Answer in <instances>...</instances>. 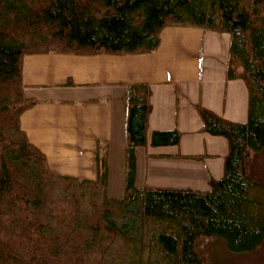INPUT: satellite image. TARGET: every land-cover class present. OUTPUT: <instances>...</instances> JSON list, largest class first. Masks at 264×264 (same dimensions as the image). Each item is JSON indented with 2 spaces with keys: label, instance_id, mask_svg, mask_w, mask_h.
<instances>
[{
  "label": "trees",
  "instance_id": "1",
  "mask_svg": "<svg viewBox=\"0 0 264 264\" xmlns=\"http://www.w3.org/2000/svg\"><path fill=\"white\" fill-rule=\"evenodd\" d=\"M174 25L228 33L226 79L247 87L245 122L195 104L200 131L227 140L222 177L204 191L136 184L150 111L142 83L127 87L121 195L109 194L105 142L96 143L95 179L52 172L20 127L39 103L25 93L23 56L151 52ZM180 136L154 130L150 144ZM263 152L264 0H0V264H212L197 251L203 237L253 251L264 241V183L254 171Z\"/></svg>",
  "mask_w": 264,
  "mask_h": 264
},
{
  "label": "crops",
  "instance_id": "2",
  "mask_svg": "<svg viewBox=\"0 0 264 264\" xmlns=\"http://www.w3.org/2000/svg\"><path fill=\"white\" fill-rule=\"evenodd\" d=\"M229 43L225 32L174 25L164 27L157 48L146 53L26 54L24 90L39 103L21 114L20 127L61 175L95 179L96 143H107L110 194L113 153L116 146L120 156L125 149L127 87L148 84V144L135 150L136 184L208 190L209 180L223 175L228 144L200 131L195 104L235 122L248 115L245 83L226 79ZM166 129L180 132L179 143L152 146V131ZM118 166L116 196L124 191V158Z\"/></svg>",
  "mask_w": 264,
  "mask_h": 264
},
{
  "label": "rangeland",
  "instance_id": "3",
  "mask_svg": "<svg viewBox=\"0 0 264 264\" xmlns=\"http://www.w3.org/2000/svg\"><path fill=\"white\" fill-rule=\"evenodd\" d=\"M124 145L122 144V148ZM119 146H116L114 155V165L111 175V191L110 194L116 196L117 187H119V162L123 160L124 154L120 156L118 153ZM124 149V148H123ZM124 153V151H123ZM118 166V167H117ZM254 171L258 178L264 183V152L254 162ZM197 251L212 264H264V241L253 251L236 253L230 251L224 242L214 237H203L197 241Z\"/></svg>",
  "mask_w": 264,
  "mask_h": 264
}]
</instances>
